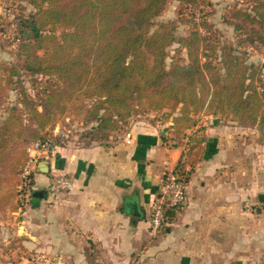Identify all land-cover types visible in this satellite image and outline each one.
I'll list each match as a JSON object with an SVG mask.
<instances>
[{"label": "trees", "instance_id": "obj_1", "mask_svg": "<svg viewBox=\"0 0 264 264\" xmlns=\"http://www.w3.org/2000/svg\"><path fill=\"white\" fill-rule=\"evenodd\" d=\"M169 1H27L33 12L21 22L28 36L18 46L19 60L0 66V107L8 85L15 87L19 104L8 108L0 123V210L24 207L34 182L33 173L27 185L22 178L28 148L50 140L61 120H78L90 127L88 139L107 144L112 132L126 130L139 113L169 110L175 116L167 128L180 140L202 115H221L255 130L256 142L264 144L262 70L245 52L264 46V0L232 11L230 24L240 38L236 47L213 42L194 27L187 37H177L173 21L153 30ZM173 44L186 51L187 62L168 65L167 48ZM27 76L44 83L31 96L23 86ZM197 145L190 143L174 170L185 182ZM179 208H165L161 227L174 221ZM84 248L86 264H99L97 248Z\"/></svg>", "mask_w": 264, "mask_h": 264}, {"label": "crops", "instance_id": "obj_2", "mask_svg": "<svg viewBox=\"0 0 264 264\" xmlns=\"http://www.w3.org/2000/svg\"><path fill=\"white\" fill-rule=\"evenodd\" d=\"M170 124L131 123L107 144L51 147L38 161L48 172L32 170L16 227L0 231V254L23 249L39 264H86L83 249L94 245L99 264H264V144L218 116L202 115L181 140ZM190 143L198 145L186 165L185 200L174 221L154 230L151 203ZM59 174L72 187L51 194Z\"/></svg>", "mask_w": 264, "mask_h": 264}, {"label": "rangeland", "instance_id": "obj_3", "mask_svg": "<svg viewBox=\"0 0 264 264\" xmlns=\"http://www.w3.org/2000/svg\"><path fill=\"white\" fill-rule=\"evenodd\" d=\"M27 1L28 0H0V66L7 62L16 63L19 60L17 55L18 46L20 41L26 40L28 36L25 29L21 26V22L33 12L32 6L29 5ZM250 3L251 0H197V3L194 5L185 6L180 5L177 0H171L166 6L165 11L154 20L155 25L153 30L162 22L173 21L176 25L175 35H177V37H187L189 30L194 27L213 42L219 40L220 43H230L236 47L237 40L240 38H237L234 34L233 27L230 24L232 23V19L230 18L231 13L234 9L250 8ZM202 23H206L208 28H202ZM245 52L249 63L255 64L256 67L262 70L261 79L264 83V46L246 47ZM167 54L168 57L166 58V62L168 65L174 61L187 62L186 51L180 49L177 44H173L171 47L167 48ZM35 78L36 76L22 78L23 86L30 96L37 92L36 89H40V87L44 85L43 80H40V78H36L35 80ZM14 88V86L9 85L5 88L3 104L0 107V123L4 120L8 108L16 105L19 106L18 95ZM174 116L175 114H172L167 109L159 112L139 113L129 119L126 130L116 133L112 132L107 141H111V139L116 140L125 135L131 123L136 124L137 122H142L144 124H158L163 126L166 122L170 123L171 118ZM218 117L223 123L231 122L236 124L231 121L229 117H221V115H218ZM88 128L90 127L87 126L84 128L78 120H61L49 132L51 134L50 145L51 147L59 144L63 146H79L101 143L97 140L88 139L85 135ZM248 130V133L252 131L256 134L255 130ZM246 137L249 139L251 135H246ZM27 196L28 195H26V197ZM19 214V209L16 211H11L9 208L4 210L1 209L0 231H2L1 229L3 227L7 230H13L16 227V222L19 220ZM16 236L17 235L10 238L9 244L16 242L14 241ZM0 260H10L11 262L22 261L24 264H39V262H42L41 257L38 258L36 254L26 252L23 249H20L16 253L10 250L1 253ZM262 262L264 263V259H262Z\"/></svg>", "mask_w": 264, "mask_h": 264}, {"label": "built area", "instance_id": "obj_4", "mask_svg": "<svg viewBox=\"0 0 264 264\" xmlns=\"http://www.w3.org/2000/svg\"><path fill=\"white\" fill-rule=\"evenodd\" d=\"M129 137V135H127ZM51 148L50 140L43 142H34L28 148V160L23 168L22 178L24 185H27L29 176L32 170L38 164L42 154L48 152ZM185 180L183 176L178 175L174 170L166 171L157 191V196L154 197L150 209V226L157 230L161 227L164 220V212L166 207L179 208L185 200ZM72 187L71 180L63 176V174L53 175L47 186V190L51 194L59 193L60 191H68Z\"/></svg>", "mask_w": 264, "mask_h": 264}, {"label": "water", "instance_id": "obj_5", "mask_svg": "<svg viewBox=\"0 0 264 264\" xmlns=\"http://www.w3.org/2000/svg\"><path fill=\"white\" fill-rule=\"evenodd\" d=\"M48 169H49V167H48V163L47 162L43 161V162H40L38 164V169L37 170H40L41 172L46 173V172H48ZM258 198H259L260 202H264V194H261ZM129 209H130V211L132 213L136 212V206H132L131 208L129 207Z\"/></svg>", "mask_w": 264, "mask_h": 264}]
</instances>
